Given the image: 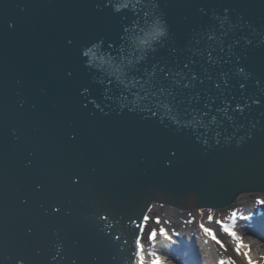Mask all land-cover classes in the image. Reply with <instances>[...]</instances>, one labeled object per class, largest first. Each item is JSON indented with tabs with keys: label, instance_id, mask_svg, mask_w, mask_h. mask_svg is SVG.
I'll list each match as a JSON object with an SVG mask.
<instances>
[{
	"label": "water",
	"instance_id": "1",
	"mask_svg": "<svg viewBox=\"0 0 264 264\" xmlns=\"http://www.w3.org/2000/svg\"><path fill=\"white\" fill-rule=\"evenodd\" d=\"M119 2L0 0V264H132L152 202L264 194V0Z\"/></svg>",
	"mask_w": 264,
	"mask_h": 264
},
{
	"label": "rangeland",
	"instance_id": "2",
	"mask_svg": "<svg viewBox=\"0 0 264 264\" xmlns=\"http://www.w3.org/2000/svg\"><path fill=\"white\" fill-rule=\"evenodd\" d=\"M259 195L258 192H244L237 196L239 200L233 201L232 204L227 207L217 208V209H209L205 210V216L209 219V224H217L218 220L220 221H234L232 228L223 229V226L220 225V229L226 234L223 233L219 229L220 234L223 236L224 240H227L231 246L229 249L226 247L223 250L228 251V257L231 259H235L234 254H236V250L233 246L240 244V249L244 248H261L264 250V239H260L256 234V231L253 229L246 227V222L241 219V217L245 216L246 211L248 210L255 200V197ZM239 201V202H238ZM250 205V206H249ZM153 208L147 213L144 226L142 228V239L146 242H149L151 239L156 237L157 241H160L161 236L165 234H169L171 231L182 230L184 224L188 219L189 222L194 220V216H187L188 213L185 210L177 209L175 207H171L165 204H153ZM244 212L243 214L240 213ZM179 214L176 219H174V215ZM168 216V217H167ZM171 216V217H169ZM189 217V218H188ZM176 220V221H174ZM185 232L180 231L179 236L187 235ZM151 233V238H149V234ZM231 233V234H229ZM234 233V235H232ZM163 241V240H162ZM167 244V242H160ZM164 264H176L170 257L165 255Z\"/></svg>",
	"mask_w": 264,
	"mask_h": 264
},
{
	"label": "bare ground",
	"instance_id": "3",
	"mask_svg": "<svg viewBox=\"0 0 264 264\" xmlns=\"http://www.w3.org/2000/svg\"><path fill=\"white\" fill-rule=\"evenodd\" d=\"M254 203L255 202H253L251 204V206L250 205L249 206L253 207ZM152 206H153V204L148 209L147 213L153 208ZM250 207L247 209L249 210ZM186 212H190V214H188L187 216L194 215V217H196V218H200V219L206 218V216L204 215L203 209H201L200 207L189 208L188 210H186ZM240 213H244V212H240ZM178 215L179 214L174 215L173 218L176 219L178 217ZM169 217H171V216H169ZM174 221H176V220H174ZM186 223H188V220L186 221ZM230 225H231V223H229V224L226 223L224 226L230 227ZM191 230L194 231L195 234H198L197 235L198 238L200 237L198 239V238H196V236H194V234H193V236H191V237H193V239H195L194 241L197 242L199 247L202 246L203 249H205L206 257H208V262L212 261L214 264H215V262H217L218 255H219V251H218L219 247H222L225 245L226 248L229 249L231 246V244L229 242H227V240H223V238H220V237L218 239L216 238L217 242H215L213 239H210L207 235L203 234V232L198 227L197 228L191 227ZM253 231H255V229H253ZM182 232H184V230H182ZM175 237H173V238L175 239ZM155 240L152 242H146L140 236V238L138 240V244H137V254L135 257L134 264H164L165 255L162 252L160 253V251L163 250L164 248H165V250H167L168 248L170 249L171 247H168L167 245H165V243L160 244V241H162V240L157 241L156 238H155ZM219 243H221L222 246L219 245ZM234 248L236 250V254H234V256L236 257V260H235V262H229V264H264V250L263 249H261V248H253V249L247 248L244 251L243 250L244 248L240 249L237 246ZM169 249H168V251H169ZM155 250L156 251L159 250V251L154 253ZM168 253H170V252H168ZM221 253H224V252H221ZM225 253L228 254V251H225ZM245 254H247V255H245ZM185 256L190 257V260H191V258H194L195 261H196V259H197V261H199L201 255L200 254L195 255L192 253H187V254H185ZM222 256H224V255H222Z\"/></svg>",
	"mask_w": 264,
	"mask_h": 264
},
{
	"label": "clouds",
	"instance_id": "4",
	"mask_svg": "<svg viewBox=\"0 0 264 264\" xmlns=\"http://www.w3.org/2000/svg\"><path fill=\"white\" fill-rule=\"evenodd\" d=\"M122 4H124L126 6L122 7L121 6ZM126 7H127V4L124 3V0H121V2L116 3L114 5V10L120 11ZM145 7H148V5H145ZM152 7L154 8L155 5H152ZM144 15L146 17H151V23H149V21H145V24L148 26V28L151 29L154 26L156 27V31L154 34H152L151 39L159 42L160 41L159 38L164 37L166 35V28H165L164 22L159 18V16L153 15L151 10L145 12ZM125 33H126L125 38L128 42H130L131 45H136L137 42H139V44L149 43L148 40H146L142 37V34H143V36L149 35V33L146 32L145 29H143V28L140 29L139 31H136V30L129 31L128 29H125ZM82 54L84 57H87L86 63L88 65H90V66H92L98 70H101V71H107L109 74H111L109 70L112 68L113 58L110 55H108L106 52L101 51V49H100V47H98L97 43H95L91 47H88L87 49H85ZM132 63H133V61L131 59H129L128 65H130ZM17 264H19V261L17 262Z\"/></svg>",
	"mask_w": 264,
	"mask_h": 264
},
{
	"label": "snow or ice",
	"instance_id": "5",
	"mask_svg": "<svg viewBox=\"0 0 264 264\" xmlns=\"http://www.w3.org/2000/svg\"><path fill=\"white\" fill-rule=\"evenodd\" d=\"M121 6L124 7V6H126V5L122 4ZM86 55H87V54H86ZM177 83H178V81H177ZM205 231H207V229H206ZM232 235H234V233H232ZM149 238H151V233L149 234ZM237 247H240V245L238 244ZM245 255H247V254H245Z\"/></svg>",
	"mask_w": 264,
	"mask_h": 264
}]
</instances>
